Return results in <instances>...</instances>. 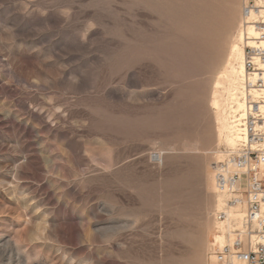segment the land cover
<instances>
[{"label":"rangeland","instance_id":"1","mask_svg":"<svg viewBox=\"0 0 264 264\" xmlns=\"http://www.w3.org/2000/svg\"><path fill=\"white\" fill-rule=\"evenodd\" d=\"M242 9L0 0V264H211L209 102Z\"/></svg>","mask_w":264,"mask_h":264},{"label":"built area","instance_id":"2","mask_svg":"<svg viewBox=\"0 0 264 264\" xmlns=\"http://www.w3.org/2000/svg\"><path fill=\"white\" fill-rule=\"evenodd\" d=\"M264 7V0H258ZM256 0L243 5L242 17L256 9ZM262 20L253 23L264 25ZM252 25V24H251ZM264 39L262 29L255 40ZM242 97L244 116L234 119L241 136L238 151L227 154L214 167L216 191L225 197L221 210L216 213V234L210 243L211 264H264V49L257 45L245 47ZM244 208L240 218L230 216L231 209ZM217 224L224 225V232ZM223 233L224 242L215 236Z\"/></svg>","mask_w":264,"mask_h":264},{"label":"bare ground","instance_id":"3","mask_svg":"<svg viewBox=\"0 0 264 264\" xmlns=\"http://www.w3.org/2000/svg\"><path fill=\"white\" fill-rule=\"evenodd\" d=\"M247 1L248 0H243V5L245 7ZM200 6H201L200 4H194V6H192L191 9L192 20H193L192 27L194 28V30L197 31L196 32L197 34L204 32L205 34H207V36H209V32H210L209 25L207 26L202 19V14L204 11L202 12L201 10L202 6L201 7ZM255 8L256 9H251L248 12V14L242 17L239 29L229 46L226 60L222 68H220L221 70H219V72L217 71L218 73L216 74L217 76L213 83V90L209 102V107L212 112V118L215 126L217 140L219 144L225 147L226 151L230 152L229 154L236 153L238 151L239 142L242 140L240 134L235 129L234 119L236 117L244 116L245 106L242 97V93H244L243 79L246 76L244 70V62H245L244 48L246 46L253 47L258 43L259 47L264 49V39L260 40L259 42L255 41L259 36L260 31L262 29L264 30V25L255 26L253 24L258 20L259 21L262 20L263 21L262 23L264 24V7L260 6V2L256 0ZM203 36L206 35L203 34ZM204 56H202V58ZM206 59H208V57H206ZM260 68L264 69V62L260 64ZM262 93H264V89L262 90ZM220 156L223 155H219L218 157L219 159L221 158ZM185 180L186 177L182 181L185 182ZM177 182H179V180H177ZM177 184L179 185V183ZM207 184L212 192L217 193L213 174L207 179ZM215 197L217 198L216 210L218 211L222 209L225 197L218 193L216 194ZM243 212H244V208L240 209L236 207L234 209H231L230 216L238 219L241 217ZM217 225L218 228L221 229V232H224V225L223 224H217ZM215 240L219 243H223L224 242L223 233L221 236H215ZM232 264H245V263L235 260L232 262Z\"/></svg>","mask_w":264,"mask_h":264}]
</instances>
